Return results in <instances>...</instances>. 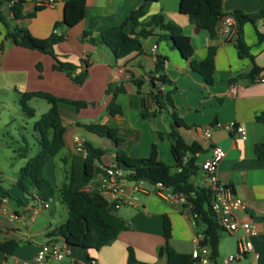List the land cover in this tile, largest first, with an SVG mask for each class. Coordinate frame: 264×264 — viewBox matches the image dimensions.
<instances>
[{
    "label": "crops",
    "instance_id": "0c3cea01",
    "mask_svg": "<svg viewBox=\"0 0 264 264\" xmlns=\"http://www.w3.org/2000/svg\"><path fill=\"white\" fill-rule=\"evenodd\" d=\"M143 1L84 0V17L72 27L59 25L56 31L63 34V40L54 43L50 49L59 61L74 66L71 72H67L54 68L55 60L50 54L16 45L6 37L7 31L13 27H23L34 37L46 38L53 31L55 22L62 20L63 3L36 10L28 1L23 5L24 16L14 19L5 0H0V96L15 94L20 109L21 94L29 91L48 92L87 103L82 108L58 103L65 127L64 145L47 158L43 167V176L56 189L47 206L35 192L26 193L16 184L18 172L27 158L41 150L37 133L33 147L25 156L15 152L5 139L0 138V184L8 191V196H0V243L19 241L18 248L10 255L0 250V264L30 260L44 243L65 245L64 237L57 233L68 216L67 204L60 191L69 182L72 172L74 188L95 190L101 164L114 161L117 152L147 158L152 155L153 141L156 142L155 159L174 166L170 120L166 111L149 118L141 115L142 94L152 88L148 76L154 68L156 55L167 57L165 74L172 82L170 85L157 84L162 92L173 90L174 109L181 119L175 127L187 144L200 148L199 164L209 155L212 144L225 151L218 165V178L234 194L247 201V208L236 216L241 221L251 220L255 224L258 232L250 240L259 255L256 264H264V121L257 119L264 112V81L256 80L264 77V70L250 81L246 74L253 66L251 59L239 57L234 42L218 34L211 39L207 31L195 26L187 15L179 12V0L147 2L144 15L129 21L125 29L136 32L152 15L160 13L165 21L179 26L189 37L193 47L190 59H184L169 41L159 40L157 29L142 40L140 53L121 58L115 57L106 46L90 40L108 27L122 23ZM222 8L224 13L230 14L234 11L260 13L254 23L242 25V36L255 64L264 67V40L258 38V27L264 25V0H223ZM84 32H90L89 36L82 38ZM209 45L216 48L213 83L210 85L190 66V60L201 61L205 57ZM85 62L88 64L87 73L79 84L75 76L85 71ZM135 80H143L142 94L137 91ZM118 87H123V91H117ZM112 102L120 107V112L109 113ZM230 122L242 123L246 136L242 138L234 130L218 126ZM89 123L115 128L121 141L116 144L88 131L85 125ZM205 128H211L208 140L203 138ZM157 132L161 137L155 141ZM75 137L105 151L94 165L93 178L87 183L83 182L84 156L75 151ZM257 145L262 146L260 153L256 150ZM112 214L125 220L127 228L111 244L99 249L71 246L62 259L48 258L46 264H128V247L133 249L135 259L141 263L167 264L165 255L160 252L166 243L164 217L168 218L171 227L168 245L179 253L190 254L192 250L191 237L195 228L189 216L151 191L134 192L127 185L124 203L112 210ZM240 235V231L230 235L234 237L232 244L221 235L217 255L221 253L224 257L225 253H235ZM252 263L249 253L232 264ZM215 264H220L217 258Z\"/></svg>",
    "mask_w": 264,
    "mask_h": 264
},
{
    "label": "trees",
    "instance_id": "16d2710c",
    "mask_svg": "<svg viewBox=\"0 0 264 264\" xmlns=\"http://www.w3.org/2000/svg\"><path fill=\"white\" fill-rule=\"evenodd\" d=\"M12 0H5L6 4ZM143 3L135 10L130 12L127 18L119 24L108 27L103 30L98 37H90L93 42H98L106 46L115 57L121 58L133 53L142 51V40L153 35L157 29L159 40H167L173 48L181 53L184 59H190L193 54V47L188 36L184 35L181 28L173 23L165 21L159 13L152 15L148 21L143 23L136 32L126 31V25L145 13ZM27 0H13L8 7L12 17L18 19L24 16L23 5ZM223 0H179V12L189 17V20L198 28L204 29L211 39L217 36L216 24L219 18L225 14L222 8ZM45 7H35L36 10ZM237 20V32L232 42L237 47L239 57H248L253 62V66L246 77L254 81L264 67L255 64L253 56L249 52L248 46L242 36V25L245 22L254 23L259 16L257 14H244L241 11L231 13ZM33 15V13L31 14ZM84 17V0H63V15L60 22H55L53 31L46 38H37L29 33L26 28L13 27L8 30L6 37H9L16 45L39 50L50 54L54 60V68L71 72L74 66L70 63L61 62L51 52V46L63 40V34L56 31L59 25L72 27ZM90 32H84L82 38L89 36ZM259 40H264V35L258 32ZM215 46L209 45L205 57L201 61L190 60L191 69L200 74L206 84L213 83V73L215 70L214 56ZM166 56L156 55L153 70L148 78L154 79L161 85H170L172 82L165 74ZM85 71L75 76L77 83L81 84L86 76L88 64L85 62ZM40 70V65H37ZM242 76V75H241ZM233 81V79H230ZM137 91L141 93L140 88L143 80L134 81ZM117 91H123V87H118ZM173 90L158 93L151 88L147 94H142L141 115L144 118L154 117L158 112L166 111L170 120L169 136L172 140L171 151L174 157V166L171 167L161 160L154 157L156 142L152 143V155L147 158L129 156L123 152H117L115 161L129 171L130 180L143 179L151 183L161 182L176 191L185 193L191 205V211L196 215V228L201 230L204 238L203 244L210 249V255L215 262L217 258V249L221 237V228L210 207V191L202 184H196L192 178L199 170L200 164L198 156L201 153L200 148L195 144H187L176 129V123L181 119L174 109L171 93ZM44 99L50 104V108L35 123L34 131L38 135V142L41 147L39 153L27 158L24 165L20 168L16 184L26 193L35 192L41 202H47L54 196L56 189L52 183L43 176V167L49 156L55 154L64 145L63 134L65 127L59 114L58 103L71 104L77 108L87 105L82 100H71L57 97L51 93L43 91L23 92L19 103L25 116L34 115V109L28 105V101L33 98ZM110 114L120 112V107L111 103L108 107ZM257 119L264 121V112L257 116ZM86 129L101 137H107L118 144L121 140L116 136V129L100 123H89L85 125ZM161 137V133H155L156 139ZM87 151L84 157L83 182L87 183L93 178L94 165L99 162L105 151L95 148L88 143H84ZM23 148L21 152H15L25 156L27 152ZM256 150L260 153L262 146L257 145ZM74 172H72L69 182L60 191L62 198L67 204L68 216L63 225L57 229V233L64 237L65 247L79 246L82 248L99 249L111 244L120 232L127 228L125 220L112 214V209L108 206L104 197L97 190H83L73 187ZM0 196H8L0 184ZM163 230L166 243L160 248V252L166 257L167 264H194V259L190 254L179 253L168 245L171 236L170 222L167 217L163 219ZM19 246L18 240H8L0 243V250L6 255L12 254ZM128 264H146L135 259L133 249L128 247Z\"/></svg>",
    "mask_w": 264,
    "mask_h": 264
},
{
    "label": "built area",
    "instance_id": "2783aa9c",
    "mask_svg": "<svg viewBox=\"0 0 264 264\" xmlns=\"http://www.w3.org/2000/svg\"><path fill=\"white\" fill-rule=\"evenodd\" d=\"M32 2L34 7H55L63 0H27ZM13 0L7 3L11 6ZM237 20L230 14H223L217 24L216 33L222 35L225 40L233 41L237 32ZM259 33L264 35V25L258 27ZM154 49L156 46L153 47ZM258 81H264V77L257 78ZM227 130H234L240 137L246 136V129L242 123L230 122L224 125H218ZM203 138L208 140L211 137V128H205L202 132ZM75 151L82 153L85 157L87 151L84 143L79 137H75ZM225 156V151L217 144L210 146L209 155L200 162V169L203 172L202 185L210 191V207L216 218V221L222 231L229 235H236L238 231L241 235L237 237L236 251L223 258L221 264H232L235 261L244 259L247 254L252 256V264L258 260L259 255L253 250L251 236L257 234V228L251 220L241 221L236 214L244 211L248 204L247 201L233 193L232 189L224 185L218 178L217 171L221 159ZM129 171L114 161L100 165V173L97 177L95 190H97L105 199L110 209L119 208L125 200L127 185L134 192L151 191L161 200L171 206L176 207L179 211L187 214L195 231L191 237L192 250L191 258L194 264H215L210 255V249L204 245V235L201 230L196 228V215L191 211V205L188 196L180 191H176L161 182L151 183L147 180L138 179L130 180ZM47 206V202H43ZM69 253V249L58 242H49L42 244L32 259L15 260L12 264H46L48 258L62 259Z\"/></svg>",
    "mask_w": 264,
    "mask_h": 264
},
{
    "label": "rangeland",
    "instance_id": "374dc122",
    "mask_svg": "<svg viewBox=\"0 0 264 264\" xmlns=\"http://www.w3.org/2000/svg\"><path fill=\"white\" fill-rule=\"evenodd\" d=\"M28 105L35 109V115L29 118L23 115L15 94L10 96L8 93H3L0 96V138L5 139L18 152H21L23 148L26 149V147L28 148L27 151H29L33 147L36 139V132L33 129L34 122L49 108L46 100L37 97L31 98L28 101ZM202 177L203 172L200 169L198 174L193 177V181L196 184H201ZM221 235L227 237L228 242L231 244L234 241V237L224 231L221 232ZM225 255L228 256L227 253ZM225 255L224 257H226ZM224 257L221 253H218L217 261L221 264ZM254 264H256V261Z\"/></svg>",
    "mask_w": 264,
    "mask_h": 264
},
{
    "label": "water",
    "instance_id": "95a60500",
    "mask_svg": "<svg viewBox=\"0 0 264 264\" xmlns=\"http://www.w3.org/2000/svg\"><path fill=\"white\" fill-rule=\"evenodd\" d=\"M149 83H150L151 87L153 89H155L158 93H161L162 92L160 86L157 84V82L154 79H152V78L149 79Z\"/></svg>",
    "mask_w": 264,
    "mask_h": 264
}]
</instances>
